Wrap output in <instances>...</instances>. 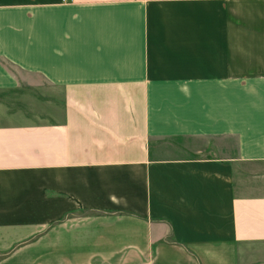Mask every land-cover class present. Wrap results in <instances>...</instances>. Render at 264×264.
<instances>
[{
    "label": "crops",
    "instance_id": "obj_1",
    "mask_svg": "<svg viewBox=\"0 0 264 264\" xmlns=\"http://www.w3.org/2000/svg\"><path fill=\"white\" fill-rule=\"evenodd\" d=\"M249 247L264 0H0V264H264Z\"/></svg>",
    "mask_w": 264,
    "mask_h": 264
},
{
    "label": "rangeland",
    "instance_id": "obj_2",
    "mask_svg": "<svg viewBox=\"0 0 264 264\" xmlns=\"http://www.w3.org/2000/svg\"><path fill=\"white\" fill-rule=\"evenodd\" d=\"M90 213H97L96 211H92V210H88V209H86V210H79V212L78 213H76V214H78V215H80V216H85V215H87V214H90ZM264 250V247L262 248V247H249V251H250V261L251 262H256L257 260H255L256 259V255L257 254H259L260 253V256L261 257H259L260 258V262H262V260H263V262H264V255H262L264 252H259V251H263Z\"/></svg>",
    "mask_w": 264,
    "mask_h": 264
},
{
    "label": "built area",
    "instance_id": "obj_3",
    "mask_svg": "<svg viewBox=\"0 0 264 264\" xmlns=\"http://www.w3.org/2000/svg\"><path fill=\"white\" fill-rule=\"evenodd\" d=\"M73 0H62L63 3L72 2Z\"/></svg>",
    "mask_w": 264,
    "mask_h": 264
}]
</instances>
